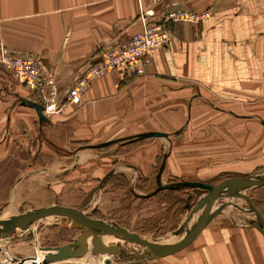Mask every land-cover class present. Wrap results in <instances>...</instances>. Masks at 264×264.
Listing matches in <instances>:
<instances>
[{
  "label": "crops",
  "instance_id": "obj_1",
  "mask_svg": "<svg viewBox=\"0 0 264 264\" xmlns=\"http://www.w3.org/2000/svg\"><path fill=\"white\" fill-rule=\"evenodd\" d=\"M141 9L212 15L168 23L171 45L148 51L142 72L113 69L68 102L82 69L141 28ZM0 47L37 55L44 69L41 91L0 70V208L9 215L55 202L88 215L118 207L107 189L115 176L143 198L172 180L220 184L264 171V0H0ZM19 96L57 109L40 123ZM147 131L167 136L88 146ZM95 187L100 205L84 201ZM211 216L186 246L142 264H264V235L245 216Z\"/></svg>",
  "mask_w": 264,
  "mask_h": 264
},
{
  "label": "rangeland",
  "instance_id": "obj_2",
  "mask_svg": "<svg viewBox=\"0 0 264 264\" xmlns=\"http://www.w3.org/2000/svg\"><path fill=\"white\" fill-rule=\"evenodd\" d=\"M179 126L175 125L174 127L179 128ZM122 142H118L116 145L119 146ZM221 142V140L217 139L216 144L220 146ZM165 146L168 148V143ZM239 176L243 175L240 174L235 177L226 175L215 179V181L226 182L239 178ZM179 181L189 180H172L173 183ZM108 184L111 185L107 189L113 188L110 202L117 200L119 202L118 207H113L108 210H94L92 215L87 214V216L106 219L125 227L129 231L138 233L143 238L164 245L171 244L178 239L179 236L174 235L172 232L180 226L195 202L204 195V190L201 188L180 185L179 188L174 190H162L154 197L145 196L143 198H137L133 195L132 189L129 188L128 182L123 181L120 176H115ZM102 190L100 189L101 192ZM239 191L251 199L253 204L264 216V185L241 188ZM85 200L87 202H95L97 205H100L99 201L102 202L101 195L97 193L96 187L90 190ZM217 202L218 204L212 209V218L219 214H224V212L240 213L247 218V222L256 218L254 213L246 208L248 204L241 197L223 196ZM53 204L62 205L56 202L51 203V205ZM186 205L189 206V209H186ZM33 208H35L33 205H26L20 208L18 213ZM8 215L7 210L0 208V218ZM55 217L58 220H55ZM230 218L234 217L231 216ZM59 219L62 221H59ZM67 221L66 218L61 216H47L32 220L23 227H12L3 230L0 233V264H17L21 260L33 264H43V256L52 251V249L46 247H57L71 242L77 233H79L78 228L67 226ZM199 221L200 219L198 217H194L190 225H196ZM108 236L115 238L112 235H106L104 237L102 236V239L104 240ZM110 243L118 245L121 252L119 254H110L113 258L108 260L111 262L107 264H142L147 261L145 259L146 251L148 252L149 250L142 245L127 242L122 239ZM128 244L129 247L127 249ZM95 255L88 252L85 256L88 258Z\"/></svg>",
  "mask_w": 264,
  "mask_h": 264
},
{
  "label": "water",
  "instance_id": "obj_3",
  "mask_svg": "<svg viewBox=\"0 0 264 264\" xmlns=\"http://www.w3.org/2000/svg\"><path fill=\"white\" fill-rule=\"evenodd\" d=\"M21 105L33 107L38 115L39 122L46 121V116L43 114V104L34 102L25 97H17ZM167 136V133L162 131H147L126 138H116L101 142L92 147H100L111 143H120L124 140H142L150 137ZM180 185L198 187L204 190V195L200 197L195 204L190 208V211L183 219L182 223L172 233L179 236L178 239L171 244H160L156 241L148 240L141 237L138 233L129 231L125 227L112 223L106 219L88 217L81 209L71 206L53 204L41 208L30 209L21 213L8 215L0 218V233L7 228L23 227L32 220L40 219L47 216H61L66 218L67 226L76 227L79 233L74 237V240L57 247H46L52 251L43 256V264L49 262L60 261L70 257L83 256L86 253L91 254H119L121 249L118 245L111 243L105 245L101 236L112 235L115 238H120L127 242L142 245L149 250V254L145 259L164 257L172 254L184 246H186L193 237L207 224L210 219L212 209L215 206V201L223 196L241 197L247 202V209L255 215V219L250 221L264 235V216L262 212L253 204L244 193L240 192L241 188L263 186L264 173L257 171L245 176L228 180L220 184H210L200 181H179L168 184H158L157 189H177ZM190 196V195H189ZM186 209L189 206L186 205ZM194 217H198L200 221L196 225H190ZM21 260L17 263L23 262ZM109 261H107L108 263Z\"/></svg>",
  "mask_w": 264,
  "mask_h": 264
},
{
  "label": "built area",
  "instance_id": "obj_4",
  "mask_svg": "<svg viewBox=\"0 0 264 264\" xmlns=\"http://www.w3.org/2000/svg\"><path fill=\"white\" fill-rule=\"evenodd\" d=\"M212 15L211 9L192 11L187 9L170 10L153 17L150 10H140L138 18L141 28L133 32L128 39L101 50L99 57L86 65L76 77L73 86L67 92V101L78 104L82 94L91 81L102 77L109 71L121 68L126 73H140L143 63H150L148 51L167 49L171 45L173 34L167 27L170 22L199 23ZM0 70L9 73L14 80L32 89L42 90L44 85L42 59L30 53H18L0 47ZM57 109L55 103H45L43 114Z\"/></svg>",
  "mask_w": 264,
  "mask_h": 264
},
{
  "label": "bare ground",
  "instance_id": "obj_5",
  "mask_svg": "<svg viewBox=\"0 0 264 264\" xmlns=\"http://www.w3.org/2000/svg\"><path fill=\"white\" fill-rule=\"evenodd\" d=\"M55 220H58L57 217H55ZM65 220V219H64ZM63 220V221H64ZM59 221H62L59 219ZM14 228V227H13ZM104 237V236H103ZM102 239V238H101ZM106 239V240H105ZM105 239L103 240V243L105 245H108V244H111L110 242H117V241H120L121 239H116V238H111L110 236L108 237H105ZM115 244V243H114ZM129 247V244L127 245V249ZM144 247V246H143ZM131 248V247H130ZM132 249V248H131ZM147 254H149V251L147 252ZM146 254V255H147ZM86 255V254H85ZM83 255V256H79V257H73L71 258L70 260H66L68 263H71V264H106L108 260H111V258H113L110 254L108 253H104V254H96L95 256H91V257H88L86 258V256ZM141 255V253H140ZM127 256V255H126ZM144 257V256H143ZM142 258V257H141ZM28 259V258H26Z\"/></svg>",
  "mask_w": 264,
  "mask_h": 264
}]
</instances>
